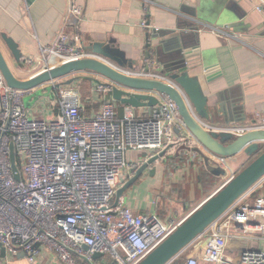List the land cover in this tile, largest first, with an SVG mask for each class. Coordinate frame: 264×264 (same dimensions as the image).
Returning <instances> with one entry per match:
<instances>
[{
    "label": "built area",
    "instance_id": "obj_1",
    "mask_svg": "<svg viewBox=\"0 0 264 264\" xmlns=\"http://www.w3.org/2000/svg\"><path fill=\"white\" fill-rule=\"evenodd\" d=\"M69 14L79 19L82 6L72 1ZM141 25L148 26L146 21ZM199 30L221 38L231 35L221 26L204 24ZM39 54L42 70L73 59L101 60L98 54L71 44L64 31L52 45H41ZM118 70L167 80L160 66L150 59L144 60L140 70ZM89 73L95 83L96 110L88 114L87 102L92 100L84 98L77 88L55 86L50 117L37 119L23 101L32 90L11 88L0 71V264L17 255L31 264H137L183 220L162 221L156 215L138 214L123 196L116 198L121 175L127 172L132 176L142 163L129 161V151L163 152L164 158L182 147L189 151L198 147L176 104L157 94L159 103L149 107L146 116L117 117L116 101L108 99L115 84ZM256 117L253 124L219 130L240 134L264 129V114L257 113ZM182 129L184 134L177 135ZM11 141L21 181L12 175ZM263 180L264 176L166 264H199V260L209 264H264V235L262 247L240 251L237 261L227 248L231 234L216 228L219 219L228 214V220L251 222L252 231H264V203L258 200L252 207L240 203ZM96 252L106 260L96 263L92 257Z\"/></svg>",
    "mask_w": 264,
    "mask_h": 264
},
{
    "label": "crops",
    "instance_id": "obj_2",
    "mask_svg": "<svg viewBox=\"0 0 264 264\" xmlns=\"http://www.w3.org/2000/svg\"><path fill=\"white\" fill-rule=\"evenodd\" d=\"M72 1L82 6V15L76 18V22L69 14ZM143 21H146L147 27L141 25ZM199 22L226 27L231 35L221 38L199 30L201 25L195 30ZM150 27L162 29L163 35L152 39ZM177 27L185 35V48L196 45L200 51V55L187 59L188 64L197 65L204 56L209 63L215 64L212 80L208 83L202 81L211 113L209 120H202L205 127L223 131L219 129L255 123L258 120L256 114H264V0H33L30 4L26 0H0V34H6L19 45L22 52L20 65L15 64L5 50L3 54L13 73L23 79L42 71L39 47L52 45L60 31L69 36L71 44L80 45L84 51L93 53V47L98 43L118 49L133 67L129 69L140 70L145 59L152 60L161 69L174 68V63L168 61L166 54H161L166 53L176 39L178 32L174 30ZM158 43L162 49L155 52L154 45L159 46ZM0 46L3 47L1 39ZM91 76L89 72H82L73 79H91ZM68 79L57 82V86H63V83L71 86L67 83ZM142 93L157 96L155 92ZM109 98H112L111 94ZM45 99L46 106L50 108V99ZM87 104L88 114L98 107L96 99ZM115 105L121 118L146 116L149 109L119 102ZM33 117L41 119L35 114ZM47 117L50 116L42 118ZM176 134L183 135L184 130L176 131ZM182 148L156 163L153 174L145 171L128 187V196L126 191L123 193L126 204L135 213L156 215L162 221L184 219L237 172L246 159L243 153L221 159L200 145L190 151ZM151 154L149 151H129L127 157L129 161L143 162ZM166 158L171 160L169 165L163 163ZM207 166L218 167L223 172L213 174ZM192 173L195 180L186 188V199L194 194L190 200L170 203L167 208L166 205L162 207L158 199L154 200L151 189H158L163 178L173 182L182 177L188 182ZM128 178V173L124 172L119 182L123 184ZM208 182L212 184L210 190ZM258 200L264 203V180L240 203H248L252 207ZM216 228L231 234L227 239V248L235 257L244 249H256L263 245L261 237L264 231H252L251 222L228 220L226 214L219 219ZM184 259L183 256L180 261ZM100 260L103 258L94 259L96 263ZM7 264L31 263L17 255ZM199 264L209 263L199 260Z\"/></svg>",
    "mask_w": 264,
    "mask_h": 264
},
{
    "label": "water",
    "instance_id": "obj_3",
    "mask_svg": "<svg viewBox=\"0 0 264 264\" xmlns=\"http://www.w3.org/2000/svg\"><path fill=\"white\" fill-rule=\"evenodd\" d=\"M26 1L30 4L33 0ZM70 18L75 22L77 21L72 15ZM204 24L210 25L199 22L195 30ZM177 29L179 28L174 30L178 33L173 44L166 53L161 54L162 56L166 54L168 61L174 63V68L164 69L162 67L160 70L167 77V80L124 74L118 68L133 67L124 60L118 49L103 43H98L93 47V52L98 54L101 60L88 57L73 59L44 69L30 78H19L13 73L3 54L5 50L13 62L20 65L22 52L19 45L6 34H0L3 46H0V71L7 85L11 88L37 90L45 84L55 87L58 84L56 82L65 78L69 77L67 83H71L75 79L73 76L75 77L82 72H92L115 84L111 92L114 101L134 108L151 107L159 103V98L153 94L142 92H155V94L164 96L176 104L183 124L202 148L221 158L243 153L246 159H251L248 164L243 163L237 172L206 197L181 221L172 233L137 264H166L170 262L215 220L220 218L232 203L264 176V149L261 148L262 143H264V129H250L240 134H234L229 131L209 130L202 123V120H209L211 117L208 96L204 93L202 81L208 83L212 80L215 64L209 63L206 56L197 65L188 64L187 59L194 55H200V51L196 45L185 48V35ZM149 32L152 39H157L164 33L162 29L156 27H150ZM160 43H158L159 46L154 45L155 52L162 49ZM162 155L163 152H160L145 159L133 175L117 189L116 198L122 196L128 187L139 179L145 171L153 174L155 164L163 159ZM9 160L14 179L21 181V174L15 163V148L12 141L9 143ZM207 168L213 174L223 172L218 167L207 166ZM84 248L87 249V246L84 245ZM198 250L193 253L198 252ZM92 257L93 259L100 258L102 254L96 252L93 253ZM239 258L240 253L236 255V260L238 261Z\"/></svg>",
    "mask_w": 264,
    "mask_h": 264
},
{
    "label": "rangeland",
    "instance_id": "obj_4",
    "mask_svg": "<svg viewBox=\"0 0 264 264\" xmlns=\"http://www.w3.org/2000/svg\"><path fill=\"white\" fill-rule=\"evenodd\" d=\"M79 78L81 79L77 78V79L72 80L70 83L71 85L70 87L77 88L81 92L84 98L89 97L91 98V100L96 99L97 95H95L92 92V88L95 84L94 80L85 78V77H79ZM62 87H66L65 83H63ZM53 97H54V91L52 87L48 86V84H45L43 88L37 89L35 92H33V94L25 95L23 98V101H24L25 106L31 111L32 116H34L35 114L38 118H42L43 116L44 117H46L47 115L50 116L51 114L48 112L52 113L51 109L46 106L45 98L53 99ZM86 107L88 110V104ZM46 109H48V112L46 111ZM262 149H264V143L262 145ZM246 160L244 161V164L246 163L248 164V161H250L251 159L248 158ZM170 161L171 160H168V158H166V160H164L163 163L166 165H169ZM194 175L195 174L192 173L191 178H189L188 182H187V179L183 180L182 177H180L179 180H175L173 182L169 181V178H163L162 182L159 184L158 189H154V188L151 189L153 192L154 200L158 199V202L162 204V207L166 205V208L170 205V203L174 204V203L190 200L191 197L194 196V194H191V196L188 199H186L187 198L186 188L187 186H189V184L194 182L195 180ZM208 187H210L208 188V190H210L212 187V184H210L209 182H208ZM188 192H189V189H188ZM125 194L126 196H128V191H126ZM194 202L195 201H192V203ZM102 258L106 260L105 257H102Z\"/></svg>",
    "mask_w": 264,
    "mask_h": 264
},
{
    "label": "trees",
    "instance_id": "obj_5",
    "mask_svg": "<svg viewBox=\"0 0 264 264\" xmlns=\"http://www.w3.org/2000/svg\"><path fill=\"white\" fill-rule=\"evenodd\" d=\"M109 96H110V94H109ZM109 99H112V98H109ZM115 111H116V109H115ZM116 115H117V112H116ZM117 117H119V115H117ZM261 148H262V146H261Z\"/></svg>",
    "mask_w": 264,
    "mask_h": 264
}]
</instances>
